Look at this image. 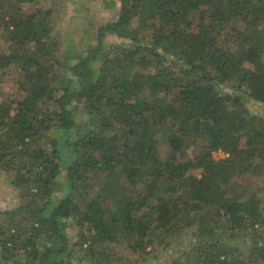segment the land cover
Instances as JSON below:
<instances>
[{
    "label": "trees",
    "instance_id": "1",
    "mask_svg": "<svg viewBox=\"0 0 264 264\" xmlns=\"http://www.w3.org/2000/svg\"><path fill=\"white\" fill-rule=\"evenodd\" d=\"M35 2L0 0V76L18 73L0 85V174L21 202L0 210L3 259L110 264L111 245L192 233L185 264H264L263 202L228 195L264 178V0H118L72 62L52 9L22 11Z\"/></svg>",
    "mask_w": 264,
    "mask_h": 264
},
{
    "label": "rangeland",
    "instance_id": "2",
    "mask_svg": "<svg viewBox=\"0 0 264 264\" xmlns=\"http://www.w3.org/2000/svg\"><path fill=\"white\" fill-rule=\"evenodd\" d=\"M120 6L118 0H37L35 3L22 5V11L31 14L39 9H52V13L57 20L55 32L58 39V45L53 50L57 58L68 61H74L73 56L84 52L85 49L96 45V33L103 24L115 20L117 10ZM239 26V25H237ZM0 32V37L1 36ZM111 38L105 41V45L109 46ZM1 73V72H0ZM6 75V74H5ZM18 73L8 72L6 76H0V85L6 93H12L13 84L7 83L6 80L16 79ZM255 107V104L251 105ZM254 109L259 116L264 118V105H259ZM46 138L55 136L54 131L48 132ZM51 139V138H50ZM191 150L187 155L191 156ZM193 175L200 177L201 171H193ZM9 176V175H8ZM0 174V210L10 211L20 204L19 191L11 186L10 176ZM236 180V181H235ZM235 186L231 185L228 195L246 196V194L254 195L256 199H260L264 204V178L255 177L253 175H243L235 178ZM236 190V191H235ZM26 217V216H25ZM4 221V216L0 215V222ZM26 225V223H24ZM71 244L77 242L78 236L73 226L67 230ZM225 232V231H224ZM222 244L238 248L239 251L247 256L250 253L249 244H246L240 238H231L227 234L221 237ZM196 239L192 233L180 235L173 238L170 245H161L159 242L150 246L146 251L134 253L124 245H111V253L109 256L110 264H185V253L195 244ZM80 250L77 249L78 253ZM0 247V264H25L17 262L13 258L10 260L3 259V253ZM80 254L76 255L77 261L68 260L66 264H91L87 261H79ZM124 260V263L122 262ZM187 263V262H186Z\"/></svg>",
    "mask_w": 264,
    "mask_h": 264
},
{
    "label": "built area",
    "instance_id": "3",
    "mask_svg": "<svg viewBox=\"0 0 264 264\" xmlns=\"http://www.w3.org/2000/svg\"><path fill=\"white\" fill-rule=\"evenodd\" d=\"M213 156H214V158H215L216 160H221V159H225V158L229 157V154L226 153V152H224V151H222V150H220V151H218V152H215V153L213 154Z\"/></svg>",
    "mask_w": 264,
    "mask_h": 264
}]
</instances>
